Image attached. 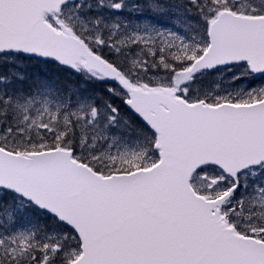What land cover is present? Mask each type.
I'll use <instances>...</instances> for the list:
<instances>
[{"label": "snow or ice", "instance_id": "6c2138e0", "mask_svg": "<svg viewBox=\"0 0 264 264\" xmlns=\"http://www.w3.org/2000/svg\"><path fill=\"white\" fill-rule=\"evenodd\" d=\"M0 264H264V0H0Z\"/></svg>", "mask_w": 264, "mask_h": 264}]
</instances>
